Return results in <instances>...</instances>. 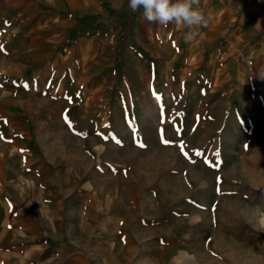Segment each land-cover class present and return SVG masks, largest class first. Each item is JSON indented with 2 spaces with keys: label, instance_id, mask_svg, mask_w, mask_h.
<instances>
[{
  "label": "rangeland",
  "instance_id": "rangeland-1",
  "mask_svg": "<svg viewBox=\"0 0 264 264\" xmlns=\"http://www.w3.org/2000/svg\"><path fill=\"white\" fill-rule=\"evenodd\" d=\"M199 8L65 43L0 0V264H264V14Z\"/></svg>",
  "mask_w": 264,
  "mask_h": 264
},
{
  "label": "crops",
  "instance_id": "crops-1",
  "mask_svg": "<svg viewBox=\"0 0 264 264\" xmlns=\"http://www.w3.org/2000/svg\"><path fill=\"white\" fill-rule=\"evenodd\" d=\"M11 5L12 10L17 12L26 13L38 8V18L46 20L49 18L51 24L45 22L47 26L58 27L61 24V28L65 30V43H69L72 39L71 30L76 24L83 25L89 31L105 33L107 31L117 33L120 43L126 41L129 42L132 38V31L125 30V26L130 19L135 16L133 21L134 30V42L138 41L143 43L142 40H138V29L145 23L142 11L139 13H133L128 8V0H7ZM246 4L248 3L242 0ZM262 1V0H260ZM255 6V5H253ZM256 7V6H255ZM262 12L258 7H256ZM263 13V12H262ZM264 14V13H263ZM51 16V17H50ZM59 21V24H58ZM113 23H116L113 25ZM53 25V26H51ZM113 30V31H112ZM120 65V58H118Z\"/></svg>",
  "mask_w": 264,
  "mask_h": 264
},
{
  "label": "clouds",
  "instance_id": "clouds-1",
  "mask_svg": "<svg viewBox=\"0 0 264 264\" xmlns=\"http://www.w3.org/2000/svg\"><path fill=\"white\" fill-rule=\"evenodd\" d=\"M128 8L133 13L142 9L143 18L149 23L184 25L190 29L186 39L196 34L195 28L207 25L199 0H128Z\"/></svg>",
  "mask_w": 264,
  "mask_h": 264
},
{
  "label": "trees",
  "instance_id": "trees-1",
  "mask_svg": "<svg viewBox=\"0 0 264 264\" xmlns=\"http://www.w3.org/2000/svg\"><path fill=\"white\" fill-rule=\"evenodd\" d=\"M248 3H252L253 5H255L256 7H258L263 13H264V1H260V0H244ZM142 9L140 11H137L135 13H139L141 12ZM116 23H113V25H115Z\"/></svg>",
  "mask_w": 264,
  "mask_h": 264
}]
</instances>
